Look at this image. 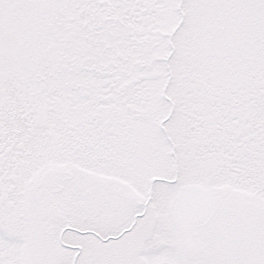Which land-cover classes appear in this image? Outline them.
I'll use <instances>...</instances> for the list:
<instances>
[{"label":"snow or ice","instance_id":"snow-or-ice-1","mask_svg":"<svg viewBox=\"0 0 264 264\" xmlns=\"http://www.w3.org/2000/svg\"><path fill=\"white\" fill-rule=\"evenodd\" d=\"M0 264H264V0H0Z\"/></svg>","mask_w":264,"mask_h":264}]
</instances>
